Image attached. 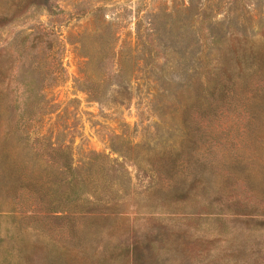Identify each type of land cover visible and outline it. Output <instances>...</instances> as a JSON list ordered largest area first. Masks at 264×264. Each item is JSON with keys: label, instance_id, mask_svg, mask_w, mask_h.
I'll use <instances>...</instances> for the list:
<instances>
[{"label": "rangeland", "instance_id": "1", "mask_svg": "<svg viewBox=\"0 0 264 264\" xmlns=\"http://www.w3.org/2000/svg\"><path fill=\"white\" fill-rule=\"evenodd\" d=\"M262 208L264 0H0V264H264Z\"/></svg>", "mask_w": 264, "mask_h": 264}, {"label": "trees", "instance_id": "2", "mask_svg": "<svg viewBox=\"0 0 264 264\" xmlns=\"http://www.w3.org/2000/svg\"><path fill=\"white\" fill-rule=\"evenodd\" d=\"M212 73L210 75H208L207 77L203 78L202 80H197L198 84L200 85V88H195L194 90L190 91V92H186L185 95V110H184V114L186 115L187 110L190 109H196L198 111H203L204 113H208L210 110H212V108H214L215 106H213L212 108H210L211 105V99H208L207 94H209L213 89H210V86L212 84H214V86L212 88L218 87V84H216V82H219V73H217V71H213L211 72L210 70L206 73L209 74ZM218 76V79H217ZM226 81V80H225ZM230 82V83H229ZM235 83V81L231 78V74H229L228 80L226 82V86H230L233 85ZM87 94L91 99H95L98 100L100 99V97L103 94V90L101 87H99V84L97 83V81H93V80H89L87 82ZM221 85V83H220ZM225 88V87H224ZM223 88V93L222 96H220L219 98L222 100L227 101L229 98H226V93H225V89ZM229 88V87H227ZM203 91H205V94H203ZM221 95V94H220ZM45 150H49L50 152L55 151L56 155H54L55 157L52 159V157L50 158L53 162L55 161V163L59 164L64 172V177H61V191L62 193H64V195H66L67 197H70V199H74V198H83V191H86L85 189V182L82 179V177L77 173V171H74L70 165H69V158L66 152H64L63 150H60V148H53L52 146H50L49 144H46L44 146ZM208 187H205V189ZM244 189H246V193L249 196H243L244 199H239L240 195L237 196L234 200L230 201L229 204L227 205L228 207L231 206L232 204L235 203V206H237V209H240V214L243 215H249L250 212L254 209L257 208V205L255 204V197L258 195L256 193V190H254V188H252V186L248 185V186H244ZM241 192H244V190H242ZM86 193H88V190L86 191ZM241 194V193H240ZM259 213H264L261 211H264V208H262L261 210H258ZM127 254H126V259L130 262V261H134L135 260V250L133 248L132 245L128 246L126 248Z\"/></svg>", "mask_w": 264, "mask_h": 264}]
</instances>
